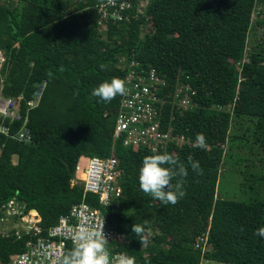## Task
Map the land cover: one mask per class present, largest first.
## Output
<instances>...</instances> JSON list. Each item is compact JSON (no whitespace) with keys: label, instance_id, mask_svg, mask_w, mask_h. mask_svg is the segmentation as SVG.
Masks as SVG:
<instances>
[{"label":"trees","instance_id":"1","mask_svg":"<svg viewBox=\"0 0 264 264\" xmlns=\"http://www.w3.org/2000/svg\"><path fill=\"white\" fill-rule=\"evenodd\" d=\"M116 1L129 5L122 20L107 18L101 26L94 8L108 0H78L70 7L63 0L0 3V96L22 95L23 118L27 101L45 83L28 115L31 142L0 135V206L17 194L46 230L85 202L123 236L113 252L127 251L136 264H264V238L254 235L264 227V176H251L263 182L243 187L251 193L245 202L216 197L226 146L233 149L236 140L237 150L250 153L258 146L264 161V45L246 52L256 9V25L264 30V0ZM131 62L154 69L164 83L155 90L163 101L156 104L157 121L173 140L157 153L125 147L114 137L121 95L108 103L91 95L113 77L125 80L121 64ZM182 85L192 91L187 110L170 103ZM21 124L5 123L11 135ZM198 133L206 137L205 149L196 146ZM165 152L188 170L186 195L176 205L139 187L143 158ZM110 156L117 160L119 196L101 207L96 195L83 199L82 186L71 182L79 163ZM188 156L199 161L202 174L191 169ZM145 221L157 231L153 242L163 240L165 247L141 246L131 228ZM26 241L11 231L0 234V264L23 252Z\"/></svg>","mask_w":264,"mask_h":264},{"label":"built area","instance_id":"2","mask_svg":"<svg viewBox=\"0 0 264 264\" xmlns=\"http://www.w3.org/2000/svg\"><path fill=\"white\" fill-rule=\"evenodd\" d=\"M128 8L127 3H118L116 0H108L107 4L95 6L97 24L101 26L102 21L107 18L122 20L121 12ZM4 62V54L0 51V70ZM121 67L126 70L124 78L127 90L119 101L114 137L121 139L125 147L139 151L149 150L157 153L159 150H165L173 138L161 130L157 121L156 104L163 101L155 93L157 88L164 86L163 80L157 76L154 69L141 67L136 62L121 64ZM2 83L0 78V84ZM44 88L45 83L38 86L33 98L27 101L23 118L20 114V103L24 100L22 95L16 99L0 96V135L16 142H31L28 115L38 106ZM191 93L188 85H182L176 90L174 100L170 103L179 110H187L191 107ZM6 122L9 125L21 122V128L11 135ZM71 184L82 186L83 199L86 194H94L99 206L108 207L111 201L119 196L117 160L113 156L95 157L87 159L83 164L79 163ZM103 224L109 240L106 247L112 256H116L119 253L113 250L117 247L116 244L123 242V236L106 222L99 208H92L85 202L72 205L66 215L58 218L56 224L43 230L38 212L26 208L25 203L17 198V194L0 206V226L5 228L3 234L11 231L17 240H27L24 251L12 255L8 264H60L67 246L74 247V237L79 231L98 230Z\"/></svg>","mask_w":264,"mask_h":264},{"label":"clouds","instance_id":"3","mask_svg":"<svg viewBox=\"0 0 264 264\" xmlns=\"http://www.w3.org/2000/svg\"><path fill=\"white\" fill-rule=\"evenodd\" d=\"M103 70V65H101ZM126 81L113 77L110 82L105 81L91 92L93 97L108 103L117 95L126 93ZM196 146L205 149L206 137L198 133L195 137ZM191 169L197 174H202L199 161L192 156L187 157ZM188 170L178 160L167 152L163 154L147 155L143 158L139 169V187L145 194L163 204L176 205L185 195L183 190L184 179ZM175 180V183L173 181ZM147 221L143 224H133L131 232L139 237L141 246H146L151 230L146 228ZM254 235L264 238V227L258 228ZM74 247L64 254L60 264H136V257L130 256L127 251L112 256L106 245L109 240L104 232V224L100 229H83L74 237ZM204 248H202L203 250ZM201 264V263H200Z\"/></svg>","mask_w":264,"mask_h":264},{"label":"rangeland","instance_id":"4","mask_svg":"<svg viewBox=\"0 0 264 264\" xmlns=\"http://www.w3.org/2000/svg\"><path fill=\"white\" fill-rule=\"evenodd\" d=\"M7 0H0V3ZM64 5L66 7H70L72 4L77 3L78 0H63ZM145 4L147 0H142ZM258 9L255 10L253 16V25L248 35L247 40V49L246 52L249 53L253 50H258L264 45V30L256 25ZM147 28L150 29L149 25ZM235 65V64H234ZM2 84H0V89ZM180 144V143H179ZM239 147V142L234 140L232 142V148H228L226 146L224 149L229 153V157H225L223 160V169L219 174V180L216 187V197L222 200H231L237 202H245L247 198L251 196V193L245 194L243 187L246 188L251 186H255L257 182H263V180L255 181L251 179V176H256L261 178L264 176V161H260L261 150L255 147L252 153L249 152L248 149L239 151L237 150ZM260 195L264 198V183L261 185ZM0 226V232L2 231ZM149 229V228H148ZM4 231V228H3ZM156 230H151V235L148 237V243L146 245L147 249L152 245H157L159 247H165L166 243L163 240H156L153 242V237L156 235ZM163 238V237H161ZM201 264H222L213 261H202Z\"/></svg>","mask_w":264,"mask_h":264},{"label":"crops","instance_id":"5","mask_svg":"<svg viewBox=\"0 0 264 264\" xmlns=\"http://www.w3.org/2000/svg\"><path fill=\"white\" fill-rule=\"evenodd\" d=\"M1 227L4 228V226H1ZM3 228H2V231L0 232V234H2V235H4V234H3V232H4V231H3ZM9 229H10V228L8 227V230H9ZM4 230H5V228H4ZM8 230H7V231H8Z\"/></svg>","mask_w":264,"mask_h":264}]
</instances>
